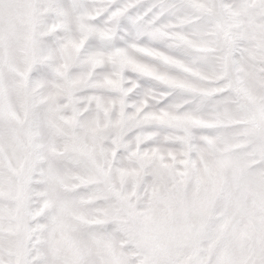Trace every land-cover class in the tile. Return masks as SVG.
Listing matches in <instances>:
<instances>
[{"label":"snow or ice","instance_id":"snow-or-ice-1","mask_svg":"<svg viewBox=\"0 0 264 264\" xmlns=\"http://www.w3.org/2000/svg\"><path fill=\"white\" fill-rule=\"evenodd\" d=\"M0 264H264V0H0Z\"/></svg>","mask_w":264,"mask_h":264}]
</instances>
